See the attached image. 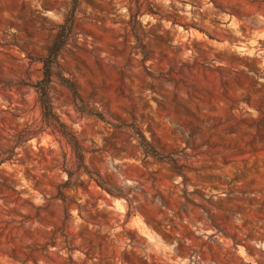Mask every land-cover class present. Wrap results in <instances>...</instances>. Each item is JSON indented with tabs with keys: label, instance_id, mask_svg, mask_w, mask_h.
I'll return each instance as SVG.
<instances>
[{
	"label": "rangeland",
	"instance_id": "rangeland-1",
	"mask_svg": "<svg viewBox=\"0 0 264 264\" xmlns=\"http://www.w3.org/2000/svg\"><path fill=\"white\" fill-rule=\"evenodd\" d=\"M67 1L0 0V264H264V0H80L64 135Z\"/></svg>",
	"mask_w": 264,
	"mask_h": 264
},
{
	"label": "trees",
	"instance_id": "trees-1",
	"mask_svg": "<svg viewBox=\"0 0 264 264\" xmlns=\"http://www.w3.org/2000/svg\"><path fill=\"white\" fill-rule=\"evenodd\" d=\"M79 3L80 0L67 1L68 11L64 24L60 25V31L57 34L52 46L48 49L47 55L38 58V60L42 63V77L34 84L35 92L37 93L38 101L41 104L44 117L47 120H52L51 123H46L45 126L41 127L40 131L51 126L53 130L61 128L58 130H60L62 134L66 135L65 131L63 130H67L68 125L55 112L54 106L51 102V92L53 90L54 76L58 74V69H61L59 55L62 48L66 44L71 31L73 30ZM71 138L73 147L76 150L78 157L81 159V165L86 168L85 172L90 175V171H87L88 167L85 163L84 153L82 151L81 145L77 142L74 135L71 136ZM81 175L82 174H80V176ZM71 177L72 172H69V178L67 181L59 185V191L62 195H64V193L61 188L63 186H70Z\"/></svg>",
	"mask_w": 264,
	"mask_h": 264
}]
</instances>
